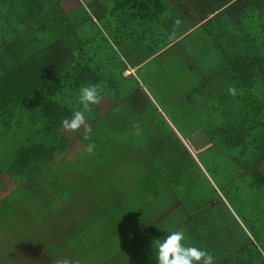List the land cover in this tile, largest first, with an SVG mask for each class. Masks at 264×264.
<instances>
[{"label": "trees", "instance_id": "1", "mask_svg": "<svg viewBox=\"0 0 264 264\" xmlns=\"http://www.w3.org/2000/svg\"><path fill=\"white\" fill-rule=\"evenodd\" d=\"M90 1L98 4L103 17L110 12L104 0ZM119 1L118 14L110 12L117 16V23L107 22L112 27L110 32L82 35L73 29L76 26L68 21L70 16L63 14L61 0H0V102L11 105L16 101L26 109L25 117H33L27 126L22 122L12 129L0 126V192L8 181L15 187L0 201V207L6 208V213L0 217L5 227L28 220L29 211L25 215L20 207L14 206L13 197L17 191L36 204L30 212L36 210L34 215L39 219L50 215L51 211L68 209L74 210L76 218L91 220L98 218V212L101 216L110 215V207H115L121 219L131 217L125 226L133 224L132 217H144L148 209L143 203L145 184L141 182V188L133 192L132 182L139 175L145 176L144 182L152 176L150 191L161 195L167 187L169 189V178L173 174L157 173L159 162L156 160L159 155L171 159L175 141L169 137L170 126L159 129L155 127L157 121L151 128L143 125L148 115H152V119L157 117L151 98L154 93H164L170 87H175L176 91L183 86L196 88L198 83L207 84L212 72L218 75L220 102L230 104L222 116L226 115L228 122L233 116V132L245 129L240 118L241 105L248 106V113L255 114L256 118H264V0H238L209 21L204 26L206 32L201 33L210 38L212 49L206 42L202 48L189 47L180 51L176 48L190 38L184 37L186 32L166 27L168 23H177L175 18L165 16L167 0ZM220 9L222 7L218 11ZM94 21L99 22L88 14L86 22L77 27L86 23L96 27ZM128 23L139 26L140 34L132 39L125 37V41L120 42L112 31L114 24L121 30L131 27ZM161 60L166 61L168 67L158 64ZM152 65L151 70L144 69ZM135 68L137 70L132 72ZM128 71L132 73L126 74ZM162 73L166 75L162 77ZM173 76L179 80L170 78ZM85 84L98 85L101 96L99 102L85 112V123L91 128L88 140L83 139L82 127L68 131L62 125L73 110L81 109L77 93ZM230 87L234 89L232 93L228 91ZM176 91L165 95L169 98L176 95ZM165 98H160L159 103L166 105ZM192 102L191 99L187 101ZM7 115L14 119L20 116L17 112ZM69 134L82 148L93 143L94 151L92 154L85 150L79 152L80 155L67 165L60 158L61 164L57 165V158L70 148ZM150 136H157L159 140L152 142ZM119 160L128 161L122 167L127 168V173H133L130 176L125 173L123 180V174L119 178L114 175L113 164ZM145 161L151 162V169L142 175ZM132 163L134 167H129ZM129 180L131 185L124 187ZM81 191L89 194L88 206L82 205L85 195L82 196ZM127 191H131V195ZM111 192L132 201L122 203L118 199L117 203L116 198L108 195ZM135 192L138 197L134 200ZM152 209L156 211V207ZM137 224L143 230L138 239L130 238L128 228L120 227L121 232L128 235L120 239L124 243L114 258L134 251V241L149 236L144 234L146 229L141 221ZM187 234L190 243L185 242L209 251L214 264H264V256L249 240L227 239L219 247L199 231L187 230ZM241 234L245 235L244 232L235 233L236 236ZM151 239L147 244L140 242V264H155V246L150 249ZM129 255L116 264H135V255ZM11 258L9 264H13V256Z\"/></svg>", "mask_w": 264, "mask_h": 264}, {"label": "crops", "instance_id": "2", "mask_svg": "<svg viewBox=\"0 0 264 264\" xmlns=\"http://www.w3.org/2000/svg\"><path fill=\"white\" fill-rule=\"evenodd\" d=\"M61 1L63 14L70 16L78 0ZM236 1L238 0H167L168 12L165 16L175 18L177 23L175 25L168 23L166 27L168 30L174 27L173 29L178 32H186L184 37L189 36L190 38L195 33L206 32L204 26ZM221 7L222 9L218 11ZM94 22L98 27L99 23ZM102 27L104 28L100 32L103 34L112 29L109 25ZM114 27L113 32L117 26L114 25ZM213 29L211 28L210 31L213 32ZM202 39L203 42L194 48H202L206 42L210 49L213 48V45L209 43L210 38L207 39L204 36ZM136 70L137 68L132 72ZM132 72L128 71L126 74ZM208 76L209 82L207 84L198 83L196 88L183 86L177 91L170 88L171 93L176 91V95H171L169 98L165 92L151 95L152 99L156 95L159 98L166 97L165 100L168 103L163 105L155 102L156 119L148 115L143 125L151 128L154 121H157L155 127L159 129L169 125L171 131L169 137L174 139L175 146L171 150L173 151L171 159L164 155H159L156 159L159 162L157 173L160 171L162 175L168 172L173 173L169 178V189L167 187L161 195L152 194L150 181L146 179L147 182H144L143 192H146V197L143 203L146 204L144 207L148 208L144 212V217L149 216L148 224L145 223L147 229L144 233L146 235L148 231H153L154 225H160L167 218L164 229L156 227L157 230L151 235L152 238L160 239L168 232L180 231V229L196 230L206 239L212 240L221 247V243L227 239H243L241 235H235L240 225V232L245 233L246 240L263 241L264 118H256L255 114L248 113V106L246 108L245 105H241L240 118L244 122L245 129L233 132V116L230 117L229 122L226 115L222 116L230 104L220 102L221 87L217 86L218 75L211 72ZM170 78L179 80L176 76ZM188 99L193 102L187 103ZM179 100L184 103H178ZM25 110L24 106L18 105L16 101L11 105H3L0 102V126L5 125L8 129H12L17 127L18 122L25 123L27 126L33 117H25L23 115ZM9 112L19 113V119L9 117L7 115ZM26 112L33 111L27 110ZM149 140L156 142L159 137L150 136ZM166 152L169 154L167 144ZM78 155L80 153L74 158ZM125 159L130 160L131 158ZM69 162L71 160H65L64 163ZM126 162L128 161L122 163L119 160L117 165L120 166V163L125 165ZM117 165H114L116 170V174L113 171L114 175L119 174L121 177L123 174L125 176L127 168L121 169ZM129 167H134V163ZM164 167H167L166 170L163 169ZM150 169L151 162L147 164L145 161L140 174H147ZM132 174L128 172L126 175ZM131 182L127 181L124 187H129ZM127 192L131 195V191ZM81 194L85 195L82 205H88L89 194L87 191H81ZM112 198L125 202L132 201L114 192ZM147 203L151 204V207H148ZM153 204L156 207L155 212L152 209ZM139 206L142 208V205L139 204ZM141 224H144V221H141ZM186 239H190L189 235L185 236V241Z\"/></svg>", "mask_w": 264, "mask_h": 264}, {"label": "rangeland", "instance_id": "3", "mask_svg": "<svg viewBox=\"0 0 264 264\" xmlns=\"http://www.w3.org/2000/svg\"><path fill=\"white\" fill-rule=\"evenodd\" d=\"M104 3V6L106 7L107 11L109 9L110 12L118 14V12L116 11L118 10L120 4L119 0H104ZM97 6L98 4L95 1L78 0V3H76V6H74L73 8V12L68 18V21L76 26L73 27V29L78 30L76 32H79L82 35H96L99 31H102V28H104L102 26H106L108 21H114L115 23H117V19L115 18L117 17L116 15H110V12L108 11L107 16L103 17L102 10L97 8ZM88 14L97 18V20L99 21V26L95 27L94 25H90V23H86L82 26L77 27V25L86 22ZM121 19L122 18H120V20ZM140 30L141 29L139 26L133 24V26L121 28V30H117L116 28V31H114L113 33L118 41L123 42L126 39L125 37H129L130 39H132L131 37H134V35L140 34V32H138ZM201 32L203 33V31ZM131 33H133L132 36H126L127 34ZM202 33H195V35L190 37L189 40L180 43V47L178 46L176 48V51H180L184 48L187 49L189 47L194 48L199 45L201 42H203L202 38L205 36ZM171 55H173V53H171ZM158 64L162 65L164 68L168 67V63L163 60H161ZM154 65L145 67L144 69L149 71L154 68ZM156 75H154V77ZM163 75L166 74L162 73L161 76L163 77ZM166 81L173 80L167 79ZM184 87L188 88L187 86ZM170 93V89L167 88L165 94ZM154 99V102L159 103L160 98L158 97V95H156ZM68 138L71 141L70 148L68 151H65L61 155V157L57 158V165L61 164L59 160L60 158H62L64 162L65 160L72 161L75 155L79 154L81 150H84V148L81 147V145L79 144V142H77L74 136L69 134ZM117 164L118 161H115L113 165L116 166ZM65 167L66 166L62 167L61 170ZM117 167L123 169L121 163L120 166L117 165ZM166 168L167 167H164L163 169L166 170ZM135 171L138 172V170ZM119 176L120 175L117 174L116 178H119ZM144 180L145 176L139 175L135 179V181L132 182L133 192L141 188V182L144 185ZM148 180L150 181V185H152L151 182L152 180H154V178L150 176ZM93 186L95 187L96 184ZM25 189L23 188V190ZM13 190L14 186L12 182L8 181L4 190L0 192V201L4 197H6V195L10 194ZM137 194L138 193L135 192V196H132L134 200L138 197ZM108 195L112 196L113 193L111 192V194ZM26 197L21 191H17L15 196L13 197V203L15 207H20V210L24 211L23 214L26 215V212L29 211L31 215L28 214V220L23 222L16 221V223L6 225V227L4 225V221L0 220L1 264H3L4 261H6L5 264H9L10 260L12 259L11 256H13V264H116L118 261H121L126 256L130 257L129 253H133V256L135 255V264H140L138 262L141 258V253L139 252L141 251L140 242H144L145 244H147L148 239L151 238L150 236L157 230L156 227L164 229L165 223L167 222L166 218L165 221H162L160 225H154L153 231H148L149 236H147L145 239L135 240L133 246L134 251L131 250L132 252H123L122 254H125L124 256L120 255L121 257L116 256L114 258L115 253L119 251L120 245L124 243V241L120 239H123L126 235H128L126 232H121L120 227L128 228V231L130 232L128 236H130V238H137L138 236H140L141 232H143V230L138 226L137 223H139L140 221H144L143 227L147 229L145 223L148 224L149 216H137L136 218L132 217L131 223L133 222V224L125 226L126 221H128V219H131V217L129 218L128 216V218H125V216H123L121 219L120 215L115 212V207H110L108 210L110 215L105 217V215L101 216L98 212V218L91 220H89L88 218H85V220L79 217L76 218L74 215V210L68 209H61L60 212L55 210L51 211L50 215L39 219V217L34 215V212H36V210H33L32 213L30 212L31 208H36V204H34V202H29L30 199H26ZM124 202L125 201H122V203ZM5 206H8L7 203H5ZM98 210L100 211V208ZM0 211V217H2V215L6 213V208L0 207ZM61 212H63V215L61 214ZM2 229L4 230L3 232ZM180 231H182L187 237L188 234L186 230L180 229ZM236 232H240V225H238V229ZM241 237L243 238V240H246L247 236L241 234ZM156 240L158 239H151L150 249L151 247L155 246ZM186 242L190 243V239H186ZM253 243L258 247L261 255L264 256V240L257 241V243L253 241ZM145 253L146 250L143 252V254L145 255Z\"/></svg>", "mask_w": 264, "mask_h": 264}, {"label": "clouds", "instance_id": "4", "mask_svg": "<svg viewBox=\"0 0 264 264\" xmlns=\"http://www.w3.org/2000/svg\"><path fill=\"white\" fill-rule=\"evenodd\" d=\"M228 91L232 93L234 89L230 87ZM77 98L82 110H73L70 118L62 121V125L68 131H75L82 127L84 129L83 139L88 140L91 128L85 123V112L101 99L98 85H82L78 90ZM94 148L95 145L89 142L84 150L92 154ZM155 264H214V257L205 249L187 244L184 233L175 230L156 240Z\"/></svg>", "mask_w": 264, "mask_h": 264}, {"label": "bare ground", "instance_id": "5", "mask_svg": "<svg viewBox=\"0 0 264 264\" xmlns=\"http://www.w3.org/2000/svg\"><path fill=\"white\" fill-rule=\"evenodd\" d=\"M160 66V65H159ZM228 181V180H227Z\"/></svg>", "mask_w": 264, "mask_h": 264}]
</instances>
